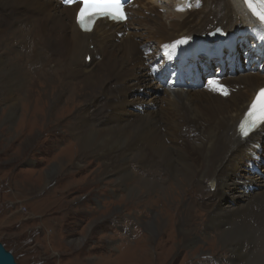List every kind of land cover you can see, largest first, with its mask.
<instances>
[{
    "label": "bare ground",
    "instance_id": "1",
    "mask_svg": "<svg viewBox=\"0 0 264 264\" xmlns=\"http://www.w3.org/2000/svg\"><path fill=\"white\" fill-rule=\"evenodd\" d=\"M78 8L64 7L60 0H0V45L11 41L19 45L9 50L18 62L0 52V100L7 105L0 125L16 119L20 104L27 116L38 86L18 57L36 66L54 65L55 77L44 82L42 95L35 98L34 119L64 114L72 103H65V93L80 92L90 105L73 115L71 131L79 161H100V179L111 176L113 188H124L129 197L137 198V207L143 196L161 191L168 197L172 190L164 181L135 175L130 161H140L149 171L164 168L177 190L196 183L207 190L208 200L202 205L185 203L189 217L177 223L181 240L185 245L199 242L194 230L185 226L200 206L210 215L207 228L220 232L219 245L235 254L229 264H237L236 258L248 259L245 243L264 245V235L258 236L264 230V131L243 140L239 122L264 88V72L253 63L255 59L258 66L264 64L260 24L255 26L242 0H135L126 24L100 20L88 33L76 24ZM163 9L171 11L163 15ZM217 29L230 38L214 46L201 42L189 47L188 69L176 70L184 72L185 82L170 90L163 73L176 58L172 42L186 38L185 44L191 46L190 38H204ZM215 46L225 57L224 67L222 79L210 84L215 61L210 63L207 54L215 56ZM243 60L250 71L240 64ZM228 66L234 75L224 74ZM217 83L227 95L213 90ZM172 204L173 199L167 202ZM254 222L262 225L261 230ZM144 227L152 235L159 228L156 221ZM259 253H250L260 257L250 264H264Z\"/></svg>",
    "mask_w": 264,
    "mask_h": 264
},
{
    "label": "rangeland",
    "instance_id": "2",
    "mask_svg": "<svg viewBox=\"0 0 264 264\" xmlns=\"http://www.w3.org/2000/svg\"><path fill=\"white\" fill-rule=\"evenodd\" d=\"M13 46L19 49L17 41L3 43L0 52L13 60L9 52ZM18 59L31 82L38 83L27 116L20 104L16 119L0 125V243L14 253L18 264H229L234 260L235 254L219 245L220 232L207 228L210 215L200 206H195L194 220L185 226L194 230L199 242L185 245L181 240L177 223L189 217L184 205L206 203V189L192 183L177 190L164 168L149 171L140 161H130L135 175L164 181L172 190L168 197L161 191L143 196L137 207V198L129 197L124 188H113L111 176L100 179V161H79L71 126L76 110L90 105L85 104L86 96L66 92L65 103L72 100L68 111L57 112L52 119L43 114L34 119L36 99L42 95L44 82L55 77V68L23 63L22 56ZM6 107L0 100L3 121ZM172 199L174 205H167ZM161 213L164 219L159 221ZM154 221L159 228L152 235L144 226ZM254 225L261 230L260 223ZM263 235L264 230L258 234ZM245 244L248 259L236 258L237 264L260 260L251 255L254 251L264 255L261 242Z\"/></svg>",
    "mask_w": 264,
    "mask_h": 264
},
{
    "label": "snow or ice",
    "instance_id": "3",
    "mask_svg": "<svg viewBox=\"0 0 264 264\" xmlns=\"http://www.w3.org/2000/svg\"><path fill=\"white\" fill-rule=\"evenodd\" d=\"M64 2L69 6L79 5L77 23L86 32H91L99 19L127 20V13L124 11V4L121 0H64ZM245 3L253 16L260 22L259 30L264 33V0H245ZM178 10L184 11V8ZM261 39H264V35L261 36ZM181 43H185V41H181ZM209 83L213 84L214 82L210 81ZM213 90H219L224 95L228 94L223 86L213 88ZM262 125H264V89L259 90L246 113L245 120L239 125L241 136L248 138L257 128L264 131Z\"/></svg>",
    "mask_w": 264,
    "mask_h": 264
},
{
    "label": "water",
    "instance_id": "4",
    "mask_svg": "<svg viewBox=\"0 0 264 264\" xmlns=\"http://www.w3.org/2000/svg\"><path fill=\"white\" fill-rule=\"evenodd\" d=\"M224 36L222 31L218 30L214 33H211L207 38L212 41H218L221 37ZM0 264H18L14 253L6 248L3 243H0Z\"/></svg>",
    "mask_w": 264,
    "mask_h": 264
}]
</instances>
